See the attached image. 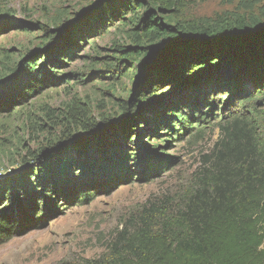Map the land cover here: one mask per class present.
Segmentation results:
<instances>
[{
	"label": "rangeland",
	"instance_id": "rangeland-1",
	"mask_svg": "<svg viewBox=\"0 0 264 264\" xmlns=\"http://www.w3.org/2000/svg\"><path fill=\"white\" fill-rule=\"evenodd\" d=\"M102 1L0 0V102L10 99L0 103V192L14 188L32 193L29 200L48 190L58 194L49 210L35 199L39 208L32 213L33 223L0 243V264H85L106 255L118 232L144 207L175 206L202 188L203 174L210 173L220 154L219 143L227 140L223 127L242 138L251 125L234 129L235 119L252 108L264 117L260 98L226 109L224 103L236 99L225 89L228 83L218 85L216 68L207 81L179 86L163 98L167 103L188 102L189 107L201 104L207 116L198 128L183 127L177 114L171 131L151 133L152 127H140L146 131L142 147L134 134L130 142L121 140L116 152L123 158L117 166L107 156L99 157L88 125L120 126L141 83V59L119 62L114 52L118 46L134 48V27L119 21L94 28L93 20L79 34L77 47L62 50L60 56L67 59L51 69L57 74L46 69L43 48L53 35L57 41L67 34L66 26L91 18ZM240 20L263 29L264 0H181L159 16L175 30L177 23L215 28ZM155 44L164 45L143 40L137 51ZM112 67L116 71L108 76ZM167 89L162 85V93ZM212 99L215 108L209 105ZM71 115L81 124L74 126ZM256 123L264 138V119ZM82 141L87 156L74 148ZM62 158L70 161L63 164ZM100 164H105L103 169ZM73 181L78 190L89 192L87 199L61 193L63 184Z\"/></svg>",
	"mask_w": 264,
	"mask_h": 264
},
{
	"label": "trees",
	"instance_id": "trees-1",
	"mask_svg": "<svg viewBox=\"0 0 264 264\" xmlns=\"http://www.w3.org/2000/svg\"><path fill=\"white\" fill-rule=\"evenodd\" d=\"M180 1L104 0L100 10L93 12L89 20L74 27L66 26L67 34L57 37V41L53 35L52 43L43 48L46 69L57 74L51 69H57L55 65H63L67 59L60 56L62 50L77 47L79 34L88 31L93 20L94 28L119 21L134 27V48L118 46L114 50L119 62L133 57L141 59V83L133 93L130 106L124 109V122L120 126L111 125L109 129L88 125L91 126L88 134L99 157L107 156V162L112 161L114 166L123 158L116 152L121 140L130 142L134 134L137 141L141 140L142 147L146 131L140 132V127H152L151 133L153 130V133L171 131L179 114L183 127L198 128L207 116V111L202 112L198 107L201 104L189 107L188 102L167 103L163 98L169 92L173 94L179 86L207 81L216 74V68H219L218 85L228 83L225 89L236 99L224 103L228 104L226 109L260 98L264 114V28H252L240 20L215 28L177 23L175 30L160 22L159 16ZM143 40L164 45L155 44L139 52L137 49H141L139 45ZM116 68H110L106 74L113 76ZM162 85L169 88L167 92L162 93ZM245 88L251 90L250 93ZM6 99L10 101L6 97L0 103L5 104ZM193 101L199 102L192 98ZM214 101L209 102L212 108L216 105ZM154 104L157 108H153ZM70 118L74 126L81 124L76 122L79 119L75 115ZM260 119L264 117H259L258 111L252 108L233 121L234 129L251 125L242 138L223 127L227 140L219 143L220 154L210 173L203 174L202 188L180 199L175 206L144 207L129 227L118 232L106 255L85 264H264V138L257 131L256 123ZM74 148L78 149L76 153L87 156L83 141ZM60 161L65 164L70 160L62 158ZM104 165L100 164L99 169ZM61 189V193L71 199L90 196L89 192L78 190L74 181L63 184ZM31 194L14 188L0 192V243L33 223L30 219L39 203L49 210V202L58 196L54 190H48L29 200Z\"/></svg>",
	"mask_w": 264,
	"mask_h": 264
}]
</instances>
